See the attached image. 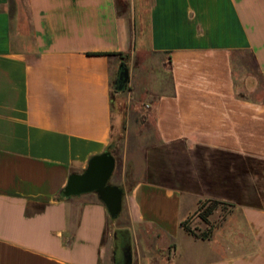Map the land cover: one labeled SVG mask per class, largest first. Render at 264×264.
Instances as JSON below:
<instances>
[{"label": "crops", "instance_id": "obj_1", "mask_svg": "<svg viewBox=\"0 0 264 264\" xmlns=\"http://www.w3.org/2000/svg\"><path fill=\"white\" fill-rule=\"evenodd\" d=\"M19 2L0 0V264H125V238L130 264H180L181 240L210 253L196 264H264V0H151L141 20L116 0H25L28 34ZM138 58L153 137L137 174L112 152L111 87ZM105 152L115 217L95 192L62 196ZM207 199L240 209L246 233L188 234Z\"/></svg>", "mask_w": 264, "mask_h": 264}, {"label": "rangeland", "instance_id": "obj_2", "mask_svg": "<svg viewBox=\"0 0 264 264\" xmlns=\"http://www.w3.org/2000/svg\"><path fill=\"white\" fill-rule=\"evenodd\" d=\"M19 1L22 5L21 16L23 30L28 34L29 30L27 26L26 28L24 26L27 25L24 20L27 16L25 7L26 2L25 0ZM150 5L151 0H116L117 10L120 15L128 16L129 13L131 14V10H133V13L139 20L145 19ZM143 57V64L149 65V68L152 67V70H154L153 66H156L155 64H157L156 58L150 55ZM245 58L251 66V62L248 61L247 57ZM124 61L128 62V55L123 59V63ZM140 61L141 60H139V58L135 60L136 71L132 83L130 82L129 70L126 81L123 82L122 80H119L120 73L124 70V68L127 69L126 65H123L117 70L116 75L113 77L111 87L113 111L115 115L118 114L121 118L120 129L115 133L113 138L111 146L113 149L112 152L116 155L118 163H120V160L123 157H126L129 168L133 173L137 174L142 169L144 146L151 142L153 137L152 126L149 124L151 113L147 108V101L143 95L144 93L141 91L142 77L146 75ZM242 62H245L244 58H238L235 60L234 70L236 73L239 71L240 64ZM152 70L148 71L149 75L147 78L149 80L153 79ZM143 73L144 76H141ZM239 94L241 96H245V98L253 97V95L242 91H240ZM254 94V98L264 100V83L262 81L259 83L258 89ZM208 220V224L202 221L196 209L195 213L186 219V223L187 226L197 235L207 231L211 227L209 239L206 240H211L217 229H221L223 232L222 238L220 237L221 239L224 237L230 238L231 236V239H236L238 234L246 233V227L243 223L241 210L237 207L219 206L217 210L209 216ZM193 237L200 239L195 236ZM145 242L152 247L153 245L158 244V238L152 234ZM180 244L183 249V254L180 257V264H196L199 260H203L204 258H208L210 256V253L207 252L200 254L196 247L189 245V243L185 240H181ZM215 254L216 252L214 251L213 255Z\"/></svg>", "mask_w": 264, "mask_h": 264}, {"label": "water", "instance_id": "obj_3", "mask_svg": "<svg viewBox=\"0 0 264 264\" xmlns=\"http://www.w3.org/2000/svg\"><path fill=\"white\" fill-rule=\"evenodd\" d=\"M128 76V70H124L119 75V80L125 82ZM115 167V159L109 152L102 153L92 157L86 169L82 173L69 176L62 196L69 198L90 192H95L99 199L105 204L110 217H115L121 210L122 192L108 183ZM125 264L131 263L128 253Z\"/></svg>", "mask_w": 264, "mask_h": 264}, {"label": "trees", "instance_id": "obj_4", "mask_svg": "<svg viewBox=\"0 0 264 264\" xmlns=\"http://www.w3.org/2000/svg\"><path fill=\"white\" fill-rule=\"evenodd\" d=\"M89 55H107V56L115 55V56H118L122 61L127 56V55L120 53V52L119 53L98 52V53H89ZM219 206L235 207L232 204H228V203L217 201V200L207 199V200L199 201L198 207H197V212L199 213V216L202 219V221H204L205 223L208 224L209 223V220H208L209 216H211L215 212V210H217V208ZM186 222H187L186 220L183 221L181 223V226L188 234H191V235H193L197 238H200L202 240L209 239V234L211 233V227L207 231H204V232L197 235L196 233H194V231L192 229H190L187 226ZM123 242L127 243L126 238L123 239Z\"/></svg>", "mask_w": 264, "mask_h": 264}, {"label": "flooded vegetation", "instance_id": "obj_5", "mask_svg": "<svg viewBox=\"0 0 264 264\" xmlns=\"http://www.w3.org/2000/svg\"><path fill=\"white\" fill-rule=\"evenodd\" d=\"M120 249H121V252L124 255V257L127 256V253H128V245H127L126 242H123L122 243Z\"/></svg>", "mask_w": 264, "mask_h": 264}]
</instances>
